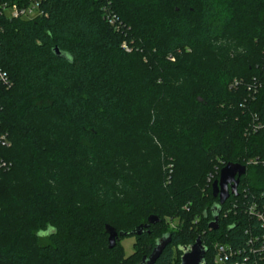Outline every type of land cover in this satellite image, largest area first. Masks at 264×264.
<instances>
[{
    "label": "trees",
    "instance_id": "16d2710c",
    "mask_svg": "<svg viewBox=\"0 0 264 264\" xmlns=\"http://www.w3.org/2000/svg\"><path fill=\"white\" fill-rule=\"evenodd\" d=\"M45 10L4 20L0 36L12 82L0 84L11 142L1 149L11 166L0 173V264H97L98 243L114 254L124 238L110 250L107 225L127 233L150 216L161 222L130 235L145 242L132 264L166 234L156 264H180L179 247L199 237L205 264L215 243L245 247L243 209L264 195V0H49ZM153 159L172 160L170 183ZM228 163L247 173L212 231V184ZM175 205L181 231L156 234ZM49 224L56 232L38 238Z\"/></svg>",
    "mask_w": 264,
    "mask_h": 264
},
{
    "label": "built area",
    "instance_id": "2783aa9c",
    "mask_svg": "<svg viewBox=\"0 0 264 264\" xmlns=\"http://www.w3.org/2000/svg\"><path fill=\"white\" fill-rule=\"evenodd\" d=\"M49 0H0V36L4 32V20H36L45 17L47 12L45 6ZM106 18L111 17L110 23L115 22V16L111 15L105 6L102 9ZM107 18V19H108ZM125 47V46H124ZM0 84L6 88H11L6 72L0 68ZM238 85L234 82L233 86ZM0 107V116H1ZM254 127V130H257ZM11 147L9 135L3 131L0 119V173L8 170L10 162L2 157L1 149ZM238 197V196H237ZM259 201H253L247 205L243 212L247 215L249 226L244 230V235L248 238L247 245L243 248L232 247L228 243H215L213 245L214 264H264V195Z\"/></svg>",
    "mask_w": 264,
    "mask_h": 264
},
{
    "label": "water",
    "instance_id": "95a60500",
    "mask_svg": "<svg viewBox=\"0 0 264 264\" xmlns=\"http://www.w3.org/2000/svg\"><path fill=\"white\" fill-rule=\"evenodd\" d=\"M54 53L58 57H65L61 54L59 49H55ZM247 173L246 166L234 163L226 164L219 173V178L215 180L212 184V196L218 200V203L213 207V220L209 224V228L212 231H217L219 229V217L221 213V207L226 203V201L231 197L238 196V187L240 184V179ZM161 220L157 216H150L148 218L147 224L140 225L134 231L131 232H120L118 233L113 227L107 225L105 230L108 234L109 249L115 248L118 240L121 237H127L130 235H141L145 229L149 228L151 225H156L160 223ZM172 237L170 234L163 235L159 238L154 246L153 252L149 257H144L140 264H156V261L161 256L162 252L171 243ZM182 252L180 264H205V256L208 249L203 245L202 239L199 237L196 239L195 243L191 246L179 247Z\"/></svg>",
    "mask_w": 264,
    "mask_h": 264
},
{
    "label": "rangeland",
    "instance_id": "374dc122",
    "mask_svg": "<svg viewBox=\"0 0 264 264\" xmlns=\"http://www.w3.org/2000/svg\"><path fill=\"white\" fill-rule=\"evenodd\" d=\"M237 50L234 51V54H237ZM162 158H164L163 154H161V161ZM158 162V168L156 170V174L160 175L161 173L164 174V179L163 182L165 183H170L172 180V175H173V163L172 160L170 159L166 164H163L162 167L160 168L159 166V161L158 159L151 160V164H154L155 162ZM156 162V163H157ZM165 187V186H164ZM183 209L187 211V214H190L189 211L191 205L190 202H187L182 205ZM177 205H175V209L172 210L171 212L168 213V215L164 216V226L163 228L161 227L160 229H156V234L161 231H171L174 230L176 232L181 231V224H182V215L178 212L179 210H176ZM142 217L136 216L133 218H130L128 220H125V222L128 223V225L132 228L134 225H137L141 222ZM195 228H199L197 225ZM101 244V243H98ZM97 244V250L100 253V257L98 259L97 264H132L135 262L139 256L142 255L143 248L145 245V242H139L135 236H130V237H124L121 238L119 242V249L117 253L114 254H106L103 249H106L107 244H103L102 246H98ZM109 260V261H108ZM108 262V263H107Z\"/></svg>",
    "mask_w": 264,
    "mask_h": 264
},
{
    "label": "clouds",
    "instance_id": "9594fccd",
    "mask_svg": "<svg viewBox=\"0 0 264 264\" xmlns=\"http://www.w3.org/2000/svg\"><path fill=\"white\" fill-rule=\"evenodd\" d=\"M56 230H57V229L55 228V226L49 224V225L47 226L46 229L38 230V231L36 232V236H37L38 238H47V237L50 236L51 234L55 233Z\"/></svg>",
    "mask_w": 264,
    "mask_h": 264
}]
</instances>
